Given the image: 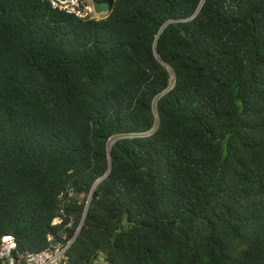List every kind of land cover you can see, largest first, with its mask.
Masks as SVG:
<instances>
[{
	"label": "trees",
	"instance_id": "1",
	"mask_svg": "<svg viewBox=\"0 0 264 264\" xmlns=\"http://www.w3.org/2000/svg\"><path fill=\"white\" fill-rule=\"evenodd\" d=\"M112 2L0 0V245L91 198L71 264H264V0Z\"/></svg>",
	"mask_w": 264,
	"mask_h": 264
},
{
	"label": "built area",
	"instance_id": "2",
	"mask_svg": "<svg viewBox=\"0 0 264 264\" xmlns=\"http://www.w3.org/2000/svg\"><path fill=\"white\" fill-rule=\"evenodd\" d=\"M58 12L64 13L78 19L100 20L106 14L96 12L95 3L97 1L115 0H42ZM147 136V135H146ZM149 136V135H148ZM72 197V193L69 194ZM91 198L89 199L84 215L75 228V220L69 219L65 223V213L54 220L52 226L62 228L48 235V247L34 253H21L18 250L17 241L13 236L7 235L2 238L0 245V260L3 264H71L70 252L78 240L84 226L87 210ZM92 264H106L103 257L94 260Z\"/></svg>",
	"mask_w": 264,
	"mask_h": 264
},
{
	"label": "water",
	"instance_id": "3",
	"mask_svg": "<svg viewBox=\"0 0 264 264\" xmlns=\"http://www.w3.org/2000/svg\"><path fill=\"white\" fill-rule=\"evenodd\" d=\"M95 8L98 14H109L113 10V2L112 1H109V2L97 1L95 3Z\"/></svg>",
	"mask_w": 264,
	"mask_h": 264
},
{
	"label": "rangeland",
	"instance_id": "4",
	"mask_svg": "<svg viewBox=\"0 0 264 264\" xmlns=\"http://www.w3.org/2000/svg\"><path fill=\"white\" fill-rule=\"evenodd\" d=\"M106 15H107V14H106ZM106 15H105V16H106Z\"/></svg>",
	"mask_w": 264,
	"mask_h": 264
}]
</instances>
